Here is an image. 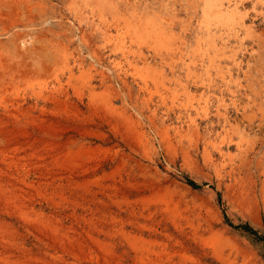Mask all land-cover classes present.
I'll list each match as a JSON object with an SVG mask.
<instances>
[{"label": "rangeland", "instance_id": "obj_1", "mask_svg": "<svg viewBox=\"0 0 264 264\" xmlns=\"http://www.w3.org/2000/svg\"><path fill=\"white\" fill-rule=\"evenodd\" d=\"M0 264H264V0H0Z\"/></svg>", "mask_w": 264, "mask_h": 264}, {"label": "bare ground", "instance_id": "obj_2", "mask_svg": "<svg viewBox=\"0 0 264 264\" xmlns=\"http://www.w3.org/2000/svg\"><path fill=\"white\" fill-rule=\"evenodd\" d=\"M21 43H24V40H22Z\"/></svg>", "mask_w": 264, "mask_h": 264}]
</instances>
